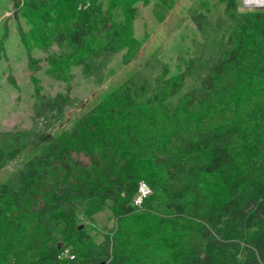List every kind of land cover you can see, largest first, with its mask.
Returning <instances> with one entry per match:
<instances>
[{
	"label": "trees",
	"instance_id": "16d2710c",
	"mask_svg": "<svg viewBox=\"0 0 264 264\" xmlns=\"http://www.w3.org/2000/svg\"><path fill=\"white\" fill-rule=\"evenodd\" d=\"M9 1L29 24L18 30L27 68L42 61L65 89L45 95L31 78L30 127L0 130V169L27 158L0 183V264H230L231 242L243 246L242 264H264V128L251 132L239 114L181 124L231 94L264 92V7L193 0L196 38L174 75L153 53L54 132L74 106L72 68L99 85L116 55L127 64L138 53L131 28L146 0ZM174 3L155 0L151 16L161 23ZM125 146L133 168L119 158ZM139 182L148 194L134 206ZM104 208L116 228L95 242L79 220Z\"/></svg>",
	"mask_w": 264,
	"mask_h": 264
},
{
	"label": "rangeland",
	"instance_id": "374dc122",
	"mask_svg": "<svg viewBox=\"0 0 264 264\" xmlns=\"http://www.w3.org/2000/svg\"><path fill=\"white\" fill-rule=\"evenodd\" d=\"M154 1L146 0L144 6L139 2L135 4L139 14L133 21L131 30L139 43V51L129 63L122 64L121 54L116 55L107 66L105 78L99 85L82 78L78 68L71 69L68 94L74 106L65 109L62 124L55 128L54 132L68 126L84 109L105 97L153 53L167 64L170 75L176 73V58L187 57L190 54V42L196 38L195 29L186 16V8L193 0H175L161 23H157L151 16L150 8ZM242 2L243 0H240L243 8L253 9L246 7ZM16 14L9 0H0V130H24L30 127V108L33 99L31 78L37 81L40 93L45 95L63 93L65 89L64 83L46 76L42 61L40 62L41 70L37 72L27 68V54L20 43L18 30L27 31L29 24L22 16ZM30 55L43 58L36 48L31 50ZM260 88L263 89L260 91H264V86ZM236 98L235 94H231L225 100L206 106L198 116L182 119L181 124L186 128H194L203 123L226 121L233 118L234 114H239L240 120L251 132H260L264 128L262 124L264 122V92L243 97L238 101ZM118 155L127 167L135 166L137 158L134 148L125 146L118 151ZM26 159L25 155H21L0 169V183L5 181ZM79 206L83 209L84 204ZM86 207L88 211L92 209L91 204ZM109 216V212L104 208L87 219L82 218L79 222L82 228L93 236L95 242H100L103 234L112 232L116 228L115 221ZM138 219L139 217H136L133 221ZM21 237V234L15 236L16 241L21 242ZM226 255L230 264H242L244 248L238 242H231ZM16 256H19V253H16Z\"/></svg>",
	"mask_w": 264,
	"mask_h": 264
},
{
	"label": "built area",
	"instance_id": "2783aa9c",
	"mask_svg": "<svg viewBox=\"0 0 264 264\" xmlns=\"http://www.w3.org/2000/svg\"><path fill=\"white\" fill-rule=\"evenodd\" d=\"M246 7L259 8V7H254V6H251V5L250 6H246ZM147 194H148V189H147L145 183L144 182H139L136 194L132 198V205H134V206L140 205L141 201L146 197ZM63 254L66 255L67 252L64 251ZM68 257H69V259H72V255H69Z\"/></svg>",
	"mask_w": 264,
	"mask_h": 264
},
{
	"label": "bare ground",
	"instance_id": "6f19581e",
	"mask_svg": "<svg viewBox=\"0 0 264 264\" xmlns=\"http://www.w3.org/2000/svg\"><path fill=\"white\" fill-rule=\"evenodd\" d=\"M244 4L246 6H254V7H259L261 8L264 6V0H243Z\"/></svg>",
	"mask_w": 264,
	"mask_h": 264
}]
</instances>
